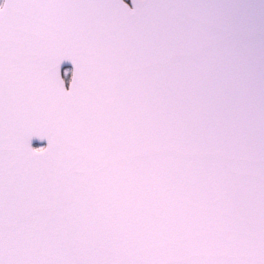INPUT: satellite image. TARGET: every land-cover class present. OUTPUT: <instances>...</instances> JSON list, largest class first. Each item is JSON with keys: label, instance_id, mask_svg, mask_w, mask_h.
Instances as JSON below:
<instances>
[{"label": "snow or ice", "instance_id": "1", "mask_svg": "<svg viewBox=\"0 0 264 264\" xmlns=\"http://www.w3.org/2000/svg\"><path fill=\"white\" fill-rule=\"evenodd\" d=\"M132 5L0 4V264H264V0Z\"/></svg>", "mask_w": 264, "mask_h": 264}, {"label": "flooded vegetation", "instance_id": "2", "mask_svg": "<svg viewBox=\"0 0 264 264\" xmlns=\"http://www.w3.org/2000/svg\"><path fill=\"white\" fill-rule=\"evenodd\" d=\"M131 1H132V0H125V3L128 4V5H130V4H131ZM40 145H41V144H39V143H35V144H33L34 147H38V146H40Z\"/></svg>", "mask_w": 264, "mask_h": 264}, {"label": "water", "instance_id": "3", "mask_svg": "<svg viewBox=\"0 0 264 264\" xmlns=\"http://www.w3.org/2000/svg\"><path fill=\"white\" fill-rule=\"evenodd\" d=\"M3 3V2H2ZM130 7H132L133 5H132V2H131V5H129ZM35 143H39V144H41V142L39 141V140H33V144H35ZM44 144H46L47 142L46 141H44L43 142Z\"/></svg>", "mask_w": 264, "mask_h": 264}, {"label": "rangeland", "instance_id": "4", "mask_svg": "<svg viewBox=\"0 0 264 264\" xmlns=\"http://www.w3.org/2000/svg\"><path fill=\"white\" fill-rule=\"evenodd\" d=\"M2 0H0V4H1Z\"/></svg>", "mask_w": 264, "mask_h": 264}]
</instances>
